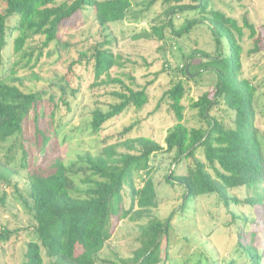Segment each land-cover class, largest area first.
Here are the masks:
<instances>
[{"label":"trees","instance_id":"trees-1","mask_svg":"<svg viewBox=\"0 0 264 264\" xmlns=\"http://www.w3.org/2000/svg\"><path fill=\"white\" fill-rule=\"evenodd\" d=\"M0 1L3 4L0 54L8 32L15 31L12 52L19 58L6 68L4 77L8 78H0V143L22 133L30 111L45 97L51 100L58 93L64 101L65 93L75 92L71 83L72 76L79 78L72 72L76 64L91 68L92 86L119 85L110 92L114 101L106 110L95 107L91 111L88 121L91 135H99L113 120L127 112L136 113L147 103L145 87L135 89L132 82L124 83L120 77L111 76L113 67L120 68L124 64L121 55L112 51L107 36L94 41L87 51H80L77 58L69 62L66 73L49 79V90H26L14 83L22 84L14 74L19 69L32 70L44 48L52 45L57 50L70 46L60 42L59 31L77 24L84 10L90 12L101 29L130 19L136 21V17H129L131 0ZM174 1L176 3L166 6L158 18H153V22L158 21L150 25V33L158 40L169 38L180 54L179 59L183 60L175 65L170 85L159 99V102L167 100L175 118L164 137L165 145L144 135L127 136L137 124L133 120L118 132L105 135L101 149L95 154L85 151L69 164L55 156L50 159L48 169L30 171L28 201L24 203L32 213L34 225L21 264H43V255L52 264H165L170 261L173 249L169 247L173 211L184 212L189 200L210 194H214L224 207L230 203H244L256 209L254 218L247 220L242 216L248 229L236 231L234 249L242 255L245 264H264V155L255 126V88L247 78L240 77L243 53L240 41L244 30L248 31V38L257 35L253 47L248 50V53H255L264 45V25L262 32L257 34L246 17L239 24L225 12L209 7L211 0H190L192 3L186 4L180 3L182 0ZM192 10L197 14L186 18L179 29L174 30L173 18ZM197 23H202L210 33L213 52L198 48L196 40L190 36L182 38ZM166 27L170 37L164 33ZM36 39L38 44L34 45ZM187 40L192 45L184 52L181 44L176 43L187 44ZM205 74L212 75L207 87L196 98L188 96L187 83L181 76L197 83ZM187 109L194 111L197 125H187ZM35 132L41 135V148H44L49 136L38 129ZM11 148L12 145L8 150ZM198 150L203 160L195 156ZM157 152L173 153L172 164L192 159L185 174L171 171L165 175L167 183L182 188L181 202L166 217H151L138 226L139 245L131 255L100 259L99 253L119 221L140 220L150 216L157 206L151 176L154 169L149 163L150 157ZM2 168L8 173L5 166ZM135 178L140 179L139 185ZM242 186L251 189L253 195L241 200L229 195L230 189ZM122 191L129 199L126 208L121 205ZM231 216L233 220L238 218L233 213ZM11 233L1 228L0 243L6 242ZM182 240L188 243V237L183 236ZM234 262L230 259L227 264Z\"/></svg>","mask_w":264,"mask_h":264},{"label":"rangeland","instance_id":"rangeland-1","mask_svg":"<svg viewBox=\"0 0 264 264\" xmlns=\"http://www.w3.org/2000/svg\"><path fill=\"white\" fill-rule=\"evenodd\" d=\"M132 7L129 17H136L122 24H113L107 29H101L94 21L89 11H83L82 19L77 24L62 27L59 31V39L63 44H69L65 48L55 50L52 45L44 48L42 56L30 70L19 69L14 76L21 79L22 84L14 82L26 90H49V79L60 76L67 72L68 64L77 58L80 51L87 48L97 40L108 37L110 47L114 53L122 57L123 67H113L111 76L120 77L124 83H131L133 88L145 87L148 96L147 103L136 113L127 112L104 129L99 135L93 136L88 128L91 111L97 107L106 110L109 103L114 101L110 92L118 89L119 85L100 84L92 86L93 76L91 68L84 64L72 66L71 88L74 93H65L64 101L60 94H55L51 100L46 97L30 111L25 120L22 133L11 137L4 143H0V230L7 228L12 233L6 242L0 243V264H21L25 244L32 238L31 230L34 225L32 213L24 201H28V173L32 170H45L49 168V161L55 156L61 157L65 164L75 160L78 154L89 151L97 153L102 146V138L121 130L133 120L136 126L127 134H137L151 137L160 145L164 146V137L168 129L174 124L175 118L168 108V102L163 99L159 102L162 93L169 87L170 79L173 78L176 64H181L179 52L169 38L158 40L150 33V25L153 18L169 4L176 3L167 0H131ZM151 2V4H150ZM180 3H192L190 0H182ZM3 4L0 1V9ZM219 9L235 18L239 24L246 17L249 23L254 25L256 33L262 32L264 25V0H211L210 6ZM197 14L195 11H183L173 18V29L178 30L185 22ZM162 18V16L160 17ZM159 18V19H160ZM102 30V31H101ZM146 33L143 35V33ZM166 27L164 33L168 34ZM15 31L7 35V41L0 54V78L4 77L6 68L10 63L18 60L12 52V39ZM141 34V35H140ZM196 40L197 47L213 52V41L210 33L202 23L195 24L188 34ZM253 38H248V31L244 30L240 41L243 53L241 58L240 77L247 78L255 88L254 110L255 126L258 129V139L264 155V45L255 53H248L253 47ZM106 37V38H107ZM263 40V39H262ZM35 42V43H34ZM33 42L37 45V39ZM190 41L187 40V44ZM181 44L184 52H188L192 43L177 41ZM261 44V43H260ZM51 54L48 55V52ZM35 75V76H34ZM127 76L133 79L129 80ZM181 78L187 83L188 96L196 98L206 83L212 80V75L203 76L197 83ZM184 103L187 99L184 98ZM219 113V112H218ZM186 123L189 126L197 125L194 111L186 110ZM41 130L49 136L44 148H41V135L35 130ZM12 148L8 150L9 146ZM173 153L157 152L150 157L149 163L154 169L152 179L156 189L157 206L150 212V216L137 221L122 219L118 222L110 239L105 243L99 253L100 259L113 260L131 255L139 244L137 241L138 226L147 222L151 217L164 218L181 202L182 188L177 184L167 183L165 175L173 171L175 174H185L192 159H183L172 164ZM195 156L203 160L202 154L196 151ZM3 166L8 173L3 171ZM6 178V180H5ZM135 183L140 184V179L135 178ZM259 186H257L258 188ZM230 196L239 200L246 195H253L251 189L238 187L229 190ZM123 201L121 205L128 206V196L122 191ZM254 207L239 203H230L224 207L214 194L200 196L188 201L186 210L173 211L170 231L171 245L170 261L165 264H227L230 259L234 264H245L242 255L235 250L234 238L239 229L247 230V222H243L242 216L247 220L255 217ZM231 213L238 216L233 220ZM183 236L188 237V243L184 244ZM180 245L179 248L177 246ZM200 259V261H199ZM43 264H52L43 255ZM98 264H101L98 262ZM102 264H110L109 262Z\"/></svg>","mask_w":264,"mask_h":264}]
</instances>
